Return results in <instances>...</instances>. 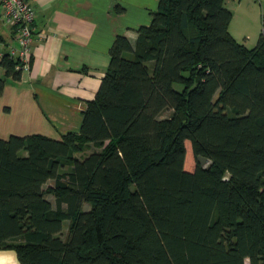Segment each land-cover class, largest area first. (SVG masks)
<instances>
[{
    "label": "trees",
    "instance_id": "trees-1",
    "mask_svg": "<svg viewBox=\"0 0 264 264\" xmlns=\"http://www.w3.org/2000/svg\"><path fill=\"white\" fill-rule=\"evenodd\" d=\"M232 17L225 0H159L135 46L116 38L80 132L0 139V249L21 264H264V33L249 47ZM18 64L0 62L15 80Z\"/></svg>",
    "mask_w": 264,
    "mask_h": 264
},
{
    "label": "crops",
    "instance_id": "crops-1",
    "mask_svg": "<svg viewBox=\"0 0 264 264\" xmlns=\"http://www.w3.org/2000/svg\"><path fill=\"white\" fill-rule=\"evenodd\" d=\"M35 10L36 34L31 70L20 80L0 76V139L41 134L61 139L80 132L88 101L95 98L118 36L133 46L150 27L159 0H28ZM232 11L231 35L249 47L264 33V0H225ZM0 42L17 46L16 31L3 18ZM191 170L190 168H188ZM0 264H21L13 249H0Z\"/></svg>",
    "mask_w": 264,
    "mask_h": 264
},
{
    "label": "built area",
    "instance_id": "built-area-1",
    "mask_svg": "<svg viewBox=\"0 0 264 264\" xmlns=\"http://www.w3.org/2000/svg\"><path fill=\"white\" fill-rule=\"evenodd\" d=\"M262 1V0H260ZM3 18L16 31L17 46L0 42V62L5 56L17 60V70L29 72L33 58V45L42 46L46 37L36 34L34 29L35 10L28 0H0Z\"/></svg>",
    "mask_w": 264,
    "mask_h": 264
},
{
    "label": "rangeland",
    "instance_id": "rangeland-1",
    "mask_svg": "<svg viewBox=\"0 0 264 264\" xmlns=\"http://www.w3.org/2000/svg\"><path fill=\"white\" fill-rule=\"evenodd\" d=\"M179 88V87H178ZM169 115V113H166L165 116ZM196 158L193 155L192 149H191V144L190 142L187 143V157H186V164H185V168L188 171H194L196 168ZM188 168H190L191 170H189ZM89 205H85L86 209H89ZM247 263H249V261H247Z\"/></svg>",
    "mask_w": 264,
    "mask_h": 264
},
{
    "label": "water",
    "instance_id": "water-1",
    "mask_svg": "<svg viewBox=\"0 0 264 264\" xmlns=\"http://www.w3.org/2000/svg\"><path fill=\"white\" fill-rule=\"evenodd\" d=\"M199 164H201V166L205 169L209 168V166L212 164V161L209 160L208 158L206 157H203V156H199L197 158ZM188 171V170H187Z\"/></svg>",
    "mask_w": 264,
    "mask_h": 264
}]
</instances>
